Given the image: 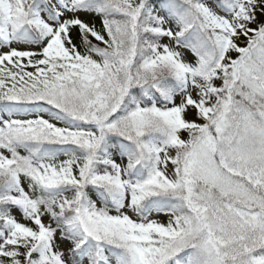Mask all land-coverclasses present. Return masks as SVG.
<instances>
[{"label":"snow or ice","instance_id":"1","mask_svg":"<svg viewBox=\"0 0 264 264\" xmlns=\"http://www.w3.org/2000/svg\"><path fill=\"white\" fill-rule=\"evenodd\" d=\"M0 264H264V0H0Z\"/></svg>","mask_w":264,"mask_h":264}]
</instances>
